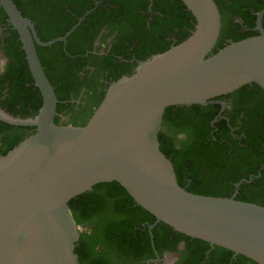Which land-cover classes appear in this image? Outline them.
<instances>
[{"label": "water", "instance_id": "1", "mask_svg": "<svg viewBox=\"0 0 264 264\" xmlns=\"http://www.w3.org/2000/svg\"><path fill=\"white\" fill-rule=\"evenodd\" d=\"M195 19L190 36L141 62L107 89L86 125L54 123L57 99L36 54L40 42L12 0H0L23 45L42 105L27 119L0 121L35 133L0 157V264H81L68 203L115 182L173 231L264 264V207L180 187L158 134L169 107L205 106L247 84L264 91V31L212 53L220 34L213 0H180ZM238 187V185H237Z\"/></svg>", "mask_w": 264, "mask_h": 264}, {"label": "flooded vegetation", "instance_id": "2", "mask_svg": "<svg viewBox=\"0 0 264 264\" xmlns=\"http://www.w3.org/2000/svg\"><path fill=\"white\" fill-rule=\"evenodd\" d=\"M12 1L31 22L40 42L52 31H66L57 37L61 38L74 28L65 42L48 47L34 44L57 99L54 123L59 126L86 125L112 83L177 45L195 27L193 15L180 0ZM213 1L220 14V45L264 31V0ZM13 71L22 81L21 88L31 91L16 103L8 102ZM30 78L22 42L0 7L2 111L20 119L34 117H22L34 114L32 100L38 88ZM173 112L171 119L163 122L162 118L159 133L184 188L217 173L236 180L230 183L231 197L241 191L262 195L255 204L264 207V91L247 84L205 106H179ZM34 133V127L0 121V157ZM113 183L93 186L85 196V206L77 203L74 207L83 220L76 225L82 235L77 248L84 264H255L170 231L136 204L128 206ZM120 203L123 208H118Z\"/></svg>", "mask_w": 264, "mask_h": 264}, {"label": "trees", "instance_id": "3", "mask_svg": "<svg viewBox=\"0 0 264 264\" xmlns=\"http://www.w3.org/2000/svg\"><path fill=\"white\" fill-rule=\"evenodd\" d=\"M55 31H52L51 33H49L47 35V38L43 39L41 38V41L43 42H47V41H50L52 39H55L57 37H60V36H63L64 33L66 32H59L57 31V34H54ZM78 31H75L73 34H76ZM190 36V34L188 36H186L185 38H182L178 43L180 44L181 42H183L184 40H186L188 37ZM243 39H246V38H240V39H235L234 42H238V41H241ZM58 44H55L54 46L56 47ZM224 46L226 45H220L219 43L216 44L215 48L213 49L212 53H216L218 50L222 49ZM37 50H40L39 48H37ZM169 50V48H166L164 50H162L161 52H159L158 54L160 53H163L165 51ZM130 74H128L129 76ZM10 84L8 86V102L12 103V102H15L16 101H24L25 100V97L27 96V94L31 91H26L24 89L21 88V85H22V81L21 79L18 78V75L16 73V71H13L10 75ZM31 81L32 78H30ZM36 92V93H35ZM35 94H36V97H33V104H34V114L33 115H24L22 117H32V116H35L41 105H42V98L40 96V93L38 90L35 89ZM177 107H169L165 110V113L163 115V122H165L166 120L168 119H171V117H173L174 115V112L173 110H176ZM180 111V110H179ZM11 112V110H10ZM162 135L159 133L158 134V142H159V148L161 150V152L168 158V155L165 154L164 152V148H163V145H162ZM169 159V158H168ZM176 175V174H175ZM176 178H177V175H176ZM232 182H235L236 180L235 179H229V178H225L224 176L220 175V174H217L215 173L214 175L212 176H209V177H206L204 180H202V183L199 184V183H192L188 188H184L183 186V183L181 182V180H177L178 184L180 187L184 188L187 192H190V193H193V194H198V195H203V196H210V197H222V198H229L231 197L230 196V192H231V185L230 183ZM114 184V188L118 189L125 197H126V202L128 204V206H131L134 203V201L132 200V198L127 194V192L120 186L118 185L117 183H113ZM87 192L84 193V194H81L79 196H77L76 198L72 199L68 205H69V208L71 210V213L74 217V220L76 222V224H79L81 221H83L82 219L80 220L78 217H77V214L75 213L74 211V207L77 203H80L82 206H85V201H86V196ZM236 200L238 201H241V202H246V203H252V204H255V203H259V200H262V195H250V194H246V193H243L242 191L239 193V195L235 198ZM264 202V201H263ZM258 205V204H256ZM118 208H123V204L120 203L118 204ZM138 210H143L141 207H136ZM146 212V211H144ZM149 216L152 217V215H150L149 213H147ZM165 226V225H164ZM170 231H172V229L168 226H166ZM179 234V233H178ZM81 234L79 235V238H81ZM183 236V235H181ZM196 240V239H195ZM198 242H201L198 240ZM77 244L76 243V247H75V254L77 255L78 257V260L81 264H84L85 263V258L84 256L80 253V251L78 250L77 248Z\"/></svg>", "mask_w": 264, "mask_h": 264}]
</instances>
